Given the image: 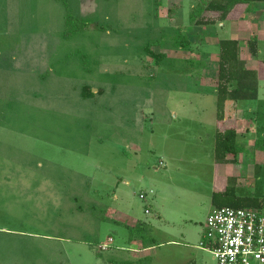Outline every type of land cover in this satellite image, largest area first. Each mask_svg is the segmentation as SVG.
I'll use <instances>...</instances> for the list:
<instances>
[{
	"label": "rangeland",
	"instance_id": "obj_1",
	"mask_svg": "<svg viewBox=\"0 0 264 264\" xmlns=\"http://www.w3.org/2000/svg\"><path fill=\"white\" fill-rule=\"evenodd\" d=\"M197 1L0 0V264H215L198 245L215 206L218 40L229 28L218 13L190 24ZM179 28L189 49L174 44ZM147 46L167 59L155 64ZM105 206L150 224L153 247L140 252L151 256L129 261L133 232Z\"/></svg>",
	"mask_w": 264,
	"mask_h": 264
},
{
	"label": "crops",
	"instance_id": "obj_2",
	"mask_svg": "<svg viewBox=\"0 0 264 264\" xmlns=\"http://www.w3.org/2000/svg\"><path fill=\"white\" fill-rule=\"evenodd\" d=\"M236 15L237 21H233ZM252 17L254 18V21L252 20ZM247 21H253V29L248 35L245 33L247 31L245 30L246 25H242L243 22ZM235 24H238V26H236ZM217 26H228L229 37L222 39L237 40L239 42L240 51L242 48V44L245 43V45L247 46V41L253 37L256 38L258 43L260 41H264V3H256L251 12H245L244 6L239 5L230 13L225 22L217 24ZM243 35L245 37L244 42L241 41ZM239 59L242 62L245 61L246 65L248 61L251 62L252 65L249 67L246 66L248 68L246 70L249 71L257 80L256 82L258 87V93L255 100H242L237 102V104H235L236 112L234 119L225 120L223 123H221L226 126L227 124L233 123L236 126L239 152L235 157L226 156L225 159L228 161L227 163L218 162L215 159L214 164L212 166V178L210 187L211 201L212 195L214 193H223L227 187H234L235 195L238 197H253L259 199L264 198L262 194L256 195L259 194V192L261 191L264 192L261 186L262 183H258L259 176H261V174L263 173L264 168V145L257 144L256 146V142L264 143V122H260L261 120L259 119V112L262 111L263 108L261 107L260 110L256 108L261 106L260 104H262L264 100V98H260L259 95V86L264 82V67L259 66V63L261 62L259 61L258 54L257 56H253L249 53V56L246 60L240 57ZM260 60L264 61V59ZM257 104L259 106H257ZM226 126H223V128ZM128 183V181H123V184ZM259 187H261V189H259ZM105 207L108 211L107 215L111 216V220L113 222L117 224H122L124 227L128 228L133 232V236L128 241L126 240L127 243L130 245L129 252L132 257L129 261H135L143 257L151 256L152 254L145 255L141 254L140 252L141 249H146V251H149V249L153 247V245L148 246L147 248L144 247L145 242L143 239V235L150 231V224L139 220L135 216V214H125L122 211L117 210L116 208H113L111 206ZM144 207V214H149L147 210L148 206ZM213 207L210 208L209 213ZM198 249L205 251L200 248V242L198 245ZM136 255L137 258L135 257ZM193 264H196V262L193 261Z\"/></svg>",
	"mask_w": 264,
	"mask_h": 264
},
{
	"label": "trees",
	"instance_id": "obj_3",
	"mask_svg": "<svg viewBox=\"0 0 264 264\" xmlns=\"http://www.w3.org/2000/svg\"><path fill=\"white\" fill-rule=\"evenodd\" d=\"M256 3H264V0H199L191 7L189 23L194 26L215 24L214 21L207 19L206 13H218V20L225 22L237 6H244L245 12H251ZM176 33L174 44H177L181 49H189L187 34L183 33L181 28L176 29ZM218 47V75L215 87L216 119L219 123H223L225 120L234 119L237 102L256 99L258 87L257 80L244 69L243 62L239 59V42L233 39H220ZM247 47L251 55L257 56L258 41L255 37L247 41ZM145 53L153 58L157 65L161 60L167 59L164 54L155 53L148 46L145 48ZM259 61L261 62L259 66L264 67V61L260 58ZM92 95L93 93L89 91L88 87L83 88V97L89 98ZM214 139L215 159L218 162L227 163L226 156L235 157L238 154L237 131L233 123L223 129L217 126ZM257 144L264 145L262 142H256V146ZM212 203L215 205L214 207L264 208V198L238 197L235 195L234 187H227L223 193H214Z\"/></svg>",
	"mask_w": 264,
	"mask_h": 264
},
{
	"label": "built area",
	"instance_id": "obj_4",
	"mask_svg": "<svg viewBox=\"0 0 264 264\" xmlns=\"http://www.w3.org/2000/svg\"><path fill=\"white\" fill-rule=\"evenodd\" d=\"M159 166H163L161 161ZM139 198L143 200L145 195ZM107 240V244L98 245L100 251L113 242L112 238ZM200 248L215 264H264V210L213 207L204 223Z\"/></svg>",
	"mask_w": 264,
	"mask_h": 264
}]
</instances>
